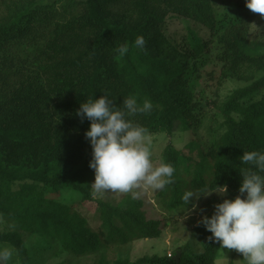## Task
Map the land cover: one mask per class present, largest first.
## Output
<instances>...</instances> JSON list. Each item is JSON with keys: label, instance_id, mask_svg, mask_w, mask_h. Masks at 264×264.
Instances as JSON below:
<instances>
[{"label": "trees", "instance_id": "1", "mask_svg": "<svg viewBox=\"0 0 264 264\" xmlns=\"http://www.w3.org/2000/svg\"><path fill=\"white\" fill-rule=\"evenodd\" d=\"M229 1L220 0L216 12L215 0H0V249L10 246L17 264H34L39 253L24 245L22 231L58 241L75 257L93 254L96 264H215L219 242L202 223L197 242L188 239L170 255L130 260L126 253L134 240L158 238L166 215L191 207L185 191L226 185L230 196L240 195V171L250 167L240 156L264 151V16L245 0ZM169 16L192 21L174 44L162 30ZM141 35L143 50L135 46ZM210 61L217 75L203 73ZM207 76L245 83L213 102L216 122L205 140L187 143L194 163L183 167L171 140L162 148L160 162L175 173L155 194L160 213L146 214L140 199L124 207L98 200L99 223L89 225L74 207L92 199L94 176L81 102L107 94L122 108L130 96L148 99L152 112L129 118L149 135H171L177 120L196 134L207 103L199 81Z\"/></svg>", "mask_w": 264, "mask_h": 264}, {"label": "clouds", "instance_id": "2", "mask_svg": "<svg viewBox=\"0 0 264 264\" xmlns=\"http://www.w3.org/2000/svg\"><path fill=\"white\" fill-rule=\"evenodd\" d=\"M245 4L264 16V0H245ZM135 46L145 48L142 35L135 39ZM119 51L124 54L127 47ZM152 110L150 100L140 104L135 96L123 100L122 108L115 106L107 94L81 102L77 115L90 121L85 136L92 149L89 167L94 170L91 186L95 193H130L141 187L158 191L173 182L174 166L163 161L154 165L148 130L129 118ZM240 162L250 166L240 171V195L215 204L213 213L201 216L200 223L211 232L210 239L241 253L247 264H264V151L243 152ZM217 188L219 191L187 190L182 200L188 206L190 198L198 199L200 194L227 192L226 185ZM196 207L191 204V210ZM12 254L10 249H0V264H7Z\"/></svg>", "mask_w": 264, "mask_h": 264}, {"label": "rangeland", "instance_id": "3", "mask_svg": "<svg viewBox=\"0 0 264 264\" xmlns=\"http://www.w3.org/2000/svg\"><path fill=\"white\" fill-rule=\"evenodd\" d=\"M217 3L214 4L216 12L223 9V4H219L220 0H215ZM236 0H230L228 3L232 4ZM61 2L57 3L59 6ZM191 20L176 18L173 16L167 17L162 30L171 44L178 42V40L187 31L186 26L191 24ZM199 26H196V29ZM197 29V30H198ZM202 35H209L205 30H201ZM218 67L213 61L207 62L205 67L202 68L203 73H207L211 69H214L218 74ZM200 85L205 87L203 92L207 103L205 107L201 108V125L198 132L195 134L189 129H184L180 120L175 121L173 126V133L171 135L165 133L151 134V151H152V162L154 165L160 163L161 150L171 140V143L175 148L180 150L179 157L183 163V167L187 168L189 163H194L195 153L190 151L187 143L189 140L197 139L198 142H203L206 138L207 128L215 124L214 113L215 109L212 106L213 102L222 100L224 97L230 94V92L240 85H243L245 81L236 80L234 77L230 78H214L207 76L204 80H200ZM200 87V86H199ZM94 182V176L90 177V191L92 192V199L83 200L79 203H75V209L84 216L89 225L96 227L99 223L98 219V200L111 201L112 203H121L123 207L125 201L132 199H140L144 202L143 208L147 209L146 214L150 213V210H154V213L159 214L160 210L157 206L156 192L150 188H137L130 193H121L115 191H107L97 194L93 191L91 184ZM215 191H219L215 190ZM128 197V198H127ZM232 199L227 192L224 194H218L212 192L208 195L199 196L193 203L197 205L196 209L191 210L190 208L175 210V212L166 215L169 221L166 225H161V234L158 238H142L134 240L130 243L127 250V255L130 260H135L143 255L151 254H172V251L185 243L188 239L194 241L198 240L197 232L194 228L200 224L201 216H210L214 211V205L221 202L223 199ZM189 209V210H187ZM163 218V217H162ZM3 221L0 219V229L4 227ZM206 233H211L207 229ZM21 236L24 245L32 250H38L39 253L36 255L34 264H96L97 257L87 255L83 257H75L69 255L66 251H63L61 244L58 241H50L49 238L37 232H26L22 231ZM7 248L12 251L13 264H17L16 252L10 246H4L3 249ZM215 264H247L243 260L235 249L223 248L219 243L218 253L215 259Z\"/></svg>", "mask_w": 264, "mask_h": 264}]
</instances>
